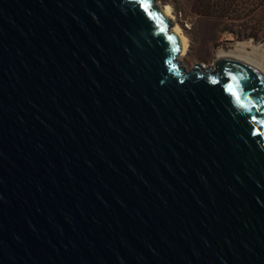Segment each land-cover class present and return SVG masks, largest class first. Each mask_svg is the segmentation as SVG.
I'll return each instance as SVG.
<instances>
[{
  "label": "water",
  "instance_id": "obj_1",
  "mask_svg": "<svg viewBox=\"0 0 264 264\" xmlns=\"http://www.w3.org/2000/svg\"><path fill=\"white\" fill-rule=\"evenodd\" d=\"M156 4L0 0V264H264V72Z\"/></svg>",
  "mask_w": 264,
  "mask_h": 264
},
{
  "label": "rangeland",
  "instance_id": "obj_2",
  "mask_svg": "<svg viewBox=\"0 0 264 264\" xmlns=\"http://www.w3.org/2000/svg\"><path fill=\"white\" fill-rule=\"evenodd\" d=\"M221 1V5H216ZM225 1V3H223ZM236 4L228 8L229 2ZM168 8L172 27L188 40L180 61L188 70L196 64L213 68L222 54H236L264 68V0H156ZM235 19V21H233ZM243 33V38L238 34ZM249 34L255 36L246 37ZM236 57V58H238Z\"/></svg>",
  "mask_w": 264,
  "mask_h": 264
},
{
  "label": "bare ground",
  "instance_id": "obj_3",
  "mask_svg": "<svg viewBox=\"0 0 264 264\" xmlns=\"http://www.w3.org/2000/svg\"><path fill=\"white\" fill-rule=\"evenodd\" d=\"M163 10H165L167 15L170 16V10L168 8H163ZM171 30L173 32H175L176 34H178V36L181 38L182 44H183L181 56H184L186 54V52H187V49H188V40L184 36V34L182 32V29L179 26L175 25L174 27H171ZM236 57H238V56H236V54H222L221 56H219V58H233V59H239V60L245 61V62H247L249 64L254 65L255 67L259 68L262 72H264V68L262 66L258 65V64H255V62H251L249 60H244L242 58L240 59L239 57L238 58H236Z\"/></svg>",
  "mask_w": 264,
  "mask_h": 264
},
{
  "label": "trees",
  "instance_id": "obj_4",
  "mask_svg": "<svg viewBox=\"0 0 264 264\" xmlns=\"http://www.w3.org/2000/svg\"><path fill=\"white\" fill-rule=\"evenodd\" d=\"M223 3H225V1L223 2ZM216 5H221L222 4V2L221 1H217L216 3H215ZM236 4V2H229L228 4H227V6H228V8H231V7H233L234 5ZM233 21H235V19H233ZM242 35H244L243 33H239L238 34V37L239 38H243L244 36H242ZM250 36H255V34H249V35H247L246 37H250Z\"/></svg>",
  "mask_w": 264,
  "mask_h": 264
},
{
  "label": "snow or ice",
  "instance_id": "obj_5",
  "mask_svg": "<svg viewBox=\"0 0 264 264\" xmlns=\"http://www.w3.org/2000/svg\"><path fill=\"white\" fill-rule=\"evenodd\" d=\"M233 79L235 80L236 78L233 77ZM239 87H240V85H239V83L237 82V84H236V89H239ZM229 90L232 92V95L235 97L236 101L239 102V101L241 100V94H240V92H239V91H236V90H233L231 87H230Z\"/></svg>",
  "mask_w": 264,
  "mask_h": 264
}]
</instances>
